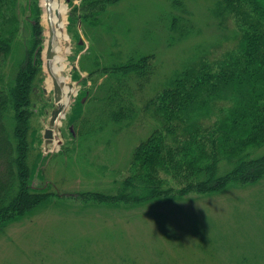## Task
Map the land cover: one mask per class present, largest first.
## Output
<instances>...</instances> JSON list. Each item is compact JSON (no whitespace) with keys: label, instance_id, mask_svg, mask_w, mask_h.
Returning a JSON list of instances; mask_svg holds the SVG:
<instances>
[{"label":"trees","instance_id":"16d2710c","mask_svg":"<svg viewBox=\"0 0 264 264\" xmlns=\"http://www.w3.org/2000/svg\"><path fill=\"white\" fill-rule=\"evenodd\" d=\"M121 1L82 0L85 34L90 27L97 36L81 57V68L105 78L94 80L93 106L86 111L82 105L77 139L115 135L140 113L156 125L135 146L130 173L116 193L82 191L79 196L138 205L259 182L264 177V0H214L220 28L228 31V20L235 24L233 47L215 68L216 61L205 63L201 57L189 63L142 106L136 94L155 72V50L133 48L118 57L99 48L98 32H124L121 15L108 8ZM41 15L39 0H0V226L21 221L55 195L51 184H34L42 174L31 131L34 96L44 78ZM180 22L171 25L167 41L191 31V24Z\"/></svg>","mask_w":264,"mask_h":264},{"label":"rangeland","instance_id":"374dc122","mask_svg":"<svg viewBox=\"0 0 264 264\" xmlns=\"http://www.w3.org/2000/svg\"><path fill=\"white\" fill-rule=\"evenodd\" d=\"M65 1L70 38L65 75L78 92L55 129L57 146L46 154L44 133L56 108V90L49 85L50 36L39 0L44 78L34 96L31 121L35 151L42 156L38 167L42 181L37 174L34 184H51L55 195L21 221L0 226V264H264V177L254 184H230L215 194L190 193L138 205L79 196L82 191L116 193L130 173L135 146L150 134L156 121L140 113L135 123L115 135L102 133L83 143L77 139L79 126L75 124H79L82 105L86 111L93 106L89 99L94 80L100 83L105 75L91 76L82 70L80 59L96 38V28L86 27L87 36L82 0ZM179 1L122 0L108 8L119 12L124 32H98L99 48L118 57H126L133 48L155 50V72L136 94L139 106L189 63L201 57L213 64L234 45L235 24L228 20L229 30L220 28L214 0ZM174 22L192 28L187 36L170 42L166 34ZM44 157L48 159L41 167Z\"/></svg>","mask_w":264,"mask_h":264},{"label":"bare ground","instance_id":"6f19581e","mask_svg":"<svg viewBox=\"0 0 264 264\" xmlns=\"http://www.w3.org/2000/svg\"><path fill=\"white\" fill-rule=\"evenodd\" d=\"M41 3L44 11L43 19L48 28L50 27V34L54 40V55L51 59H46L48 64L46 68L49 73V85L54 88L56 86L57 89L56 110L58 111V116L54 128L55 131L56 127L61 124L65 108L69 106L72 97L77 94L78 89L68 83L69 77L65 75L66 63L64 55L68 51L66 44L70 41L66 32L68 5L65 0H41ZM54 79L56 82H54ZM57 144L58 140L55 139V142L50 147L57 146Z\"/></svg>","mask_w":264,"mask_h":264},{"label":"water","instance_id":"95a60500","mask_svg":"<svg viewBox=\"0 0 264 264\" xmlns=\"http://www.w3.org/2000/svg\"><path fill=\"white\" fill-rule=\"evenodd\" d=\"M50 31L51 30H50V27H49L50 39H49V44H48L47 59H51V57H53V55H54V52H53L54 42H53V37L50 34ZM54 82H56L55 79H54ZM55 90H56V93H57L56 86H55ZM55 100H56V103H57V94H56V99ZM56 109L57 108H55L53 110L52 116H51L50 121H49V127L45 130V133H44V138H45V142H46V144H45V153L46 154L50 151V146L54 142V137H55L54 128H55V124H56V120H57V116H58V111Z\"/></svg>","mask_w":264,"mask_h":264}]
</instances>
